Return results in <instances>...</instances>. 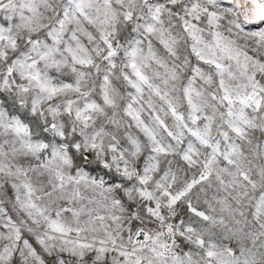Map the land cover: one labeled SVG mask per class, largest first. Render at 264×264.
I'll use <instances>...</instances> for the list:
<instances>
[{
	"label": "rangeland",
	"instance_id": "rangeland-1",
	"mask_svg": "<svg viewBox=\"0 0 264 264\" xmlns=\"http://www.w3.org/2000/svg\"><path fill=\"white\" fill-rule=\"evenodd\" d=\"M0 125V264H264V0H0Z\"/></svg>",
	"mask_w": 264,
	"mask_h": 264
},
{
	"label": "crops",
	"instance_id": "crops-1",
	"mask_svg": "<svg viewBox=\"0 0 264 264\" xmlns=\"http://www.w3.org/2000/svg\"><path fill=\"white\" fill-rule=\"evenodd\" d=\"M12 130H6L5 131L3 129H0V145L1 146H3V143H4L3 140H4L6 135H7L6 138H8L9 136H13L15 138H17V137L21 138L20 132L18 130H15V129H12ZM23 146L25 147V145H23ZM0 158H1V162H2V165L0 167V172H6V173L7 172H14L21 179L25 177V176H23V173L26 172V171L24 170V168L17 169L14 166V164H17V163H15V160L13 159V158H15V156L13 154H11V153H8V151L6 150V147H5V150H3V148L0 147ZM5 187H7V184H5ZM22 187L24 188V182L22 183ZM30 187H32L31 184H30ZM10 188H11V190L18 189L14 185H10ZM18 192L19 191L15 190V191H13V193L11 195V199H10L11 207H10V210L12 209V210L16 211V210H19L20 207H22V210L24 209L23 208L24 207L23 198H21L22 196L19 195ZM3 200H5V201H3ZM4 202H7V200L3 199V198H0V203L2 204Z\"/></svg>",
	"mask_w": 264,
	"mask_h": 264
},
{
	"label": "built area",
	"instance_id": "built-area-1",
	"mask_svg": "<svg viewBox=\"0 0 264 264\" xmlns=\"http://www.w3.org/2000/svg\"><path fill=\"white\" fill-rule=\"evenodd\" d=\"M163 234H165V232ZM148 238L149 235L147 231L140 228L135 229L130 236L129 250L138 251L142 249L145 243L148 241Z\"/></svg>",
	"mask_w": 264,
	"mask_h": 264
}]
</instances>
